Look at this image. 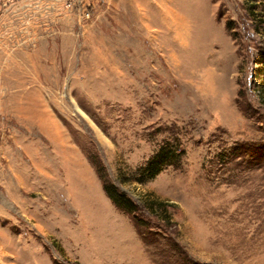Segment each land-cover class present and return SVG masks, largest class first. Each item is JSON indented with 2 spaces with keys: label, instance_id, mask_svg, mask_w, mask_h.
<instances>
[{
  "label": "rangeland",
  "instance_id": "1",
  "mask_svg": "<svg viewBox=\"0 0 264 264\" xmlns=\"http://www.w3.org/2000/svg\"><path fill=\"white\" fill-rule=\"evenodd\" d=\"M36 1L0 15V264H264V0Z\"/></svg>",
  "mask_w": 264,
  "mask_h": 264
},
{
  "label": "trees",
  "instance_id": "2",
  "mask_svg": "<svg viewBox=\"0 0 264 264\" xmlns=\"http://www.w3.org/2000/svg\"><path fill=\"white\" fill-rule=\"evenodd\" d=\"M263 60H264V53L262 55ZM172 161L169 159V157L164 155V152L162 150H159V152L156 154V156H153L151 159H149L147 161V163L145 164V166L141 169L143 172H148L151 176L156 175L163 166L167 165V164H171ZM111 186H105V189L107 190V192H109L108 194L112 197V200L117 204V205H129V207H131V201L128 200L126 198V196L120 192H110L108 191V189ZM114 195V196H113ZM116 196V197H115Z\"/></svg>",
  "mask_w": 264,
  "mask_h": 264
},
{
  "label": "crops",
  "instance_id": "3",
  "mask_svg": "<svg viewBox=\"0 0 264 264\" xmlns=\"http://www.w3.org/2000/svg\"><path fill=\"white\" fill-rule=\"evenodd\" d=\"M39 1V0H38ZM36 0H0V15L6 14V10L12 14H18L22 9L27 8L29 5H35Z\"/></svg>",
  "mask_w": 264,
  "mask_h": 264
},
{
  "label": "built area",
  "instance_id": "4",
  "mask_svg": "<svg viewBox=\"0 0 264 264\" xmlns=\"http://www.w3.org/2000/svg\"><path fill=\"white\" fill-rule=\"evenodd\" d=\"M83 0H66L64 6L65 8H69V9H81L85 6V4L83 5ZM86 14H89V12H86Z\"/></svg>",
  "mask_w": 264,
  "mask_h": 264
}]
</instances>
